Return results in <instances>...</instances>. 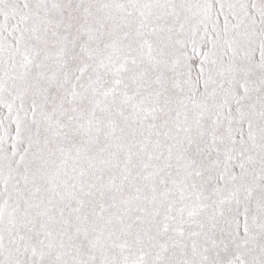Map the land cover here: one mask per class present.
<instances>
[{"label":"snow or ice","instance_id":"snow-or-ice-1","mask_svg":"<svg viewBox=\"0 0 264 264\" xmlns=\"http://www.w3.org/2000/svg\"><path fill=\"white\" fill-rule=\"evenodd\" d=\"M0 264H264V0H0Z\"/></svg>","mask_w":264,"mask_h":264}]
</instances>
